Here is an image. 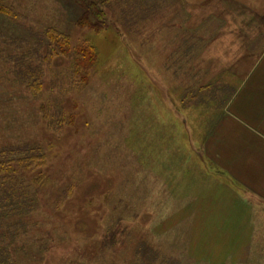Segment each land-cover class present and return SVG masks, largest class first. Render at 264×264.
I'll return each mask as SVG.
<instances>
[{
  "label": "rangeland",
  "instance_id": "rangeland-1",
  "mask_svg": "<svg viewBox=\"0 0 264 264\" xmlns=\"http://www.w3.org/2000/svg\"><path fill=\"white\" fill-rule=\"evenodd\" d=\"M0 1V152L44 156L14 264H264V0Z\"/></svg>",
  "mask_w": 264,
  "mask_h": 264
},
{
  "label": "trees",
  "instance_id": "trees-1",
  "mask_svg": "<svg viewBox=\"0 0 264 264\" xmlns=\"http://www.w3.org/2000/svg\"><path fill=\"white\" fill-rule=\"evenodd\" d=\"M88 12L81 16L79 23L81 25L92 23L90 17L92 16L98 23H102V13L91 11L89 8ZM0 13L7 17H15L12 7L9 8L2 1H0ZM89 13H93L91 16ZM90 23V24H91ZM89 24V25H90ZM96 24V23H94ZM102 30L94 25L92 30L99 32ZM44 35L47 38V52L45 58L48 61L61 56L70 57L71 53V38L66 34L62 33L55 28L46 29ZM77 48V47H76ZM75 49V48H74ZM95 49L92 47L91 51L86 50V48L80 47L76 49L77 56H81L82 59H88L91 65L96 63ZM41 74V73H40ZM40 74H35L32 80V88L38 89L41 87ZM34 85V86H33ZM38 93V92H36ZM34 95H38V94ZM19 152L16 154L13 150H4L0 152V264H14L13 257V247H15V242L20 234V229L24 231L23 220L25 217L31 215L38 209L37 200L32 197L29 192V182L26 179H22L15 172V164L18 163L22 166V172H29L30 168L40 164L44 156L39 152ZM24 155L17 160L13 157ZM16 255V254H14ZM11 258V259H10ZM173 264H179L174 263Z\"/></svg>",
  "mask_w": 264,
  "mask_h": 264
},
{
  "label": "crops",
  "instance_id": "crops-1",
  "mask_svg": "<svg viewBox=\"0 0 264 264\" xmlns=\"http://www.w3.org/2000/svg\"><path fill=\"white\" fill-rule=\"evenodd\" d=\"M263 121H264V119H263ZM263 144H264V141H263ZM231 188L233 189L234 187H232V185H231Z\"/></svg>",
  "mask_w": 264,
  "mask_h": 264
}]
</instances>
